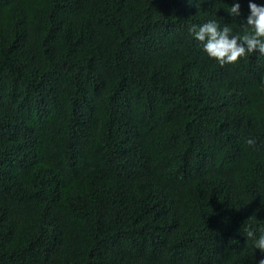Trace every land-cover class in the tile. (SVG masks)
<instances>
[{"label": "trees", "instance_id": "16d2710c", "mask_svg": "<svg viewBox=\"0 0 264 264\" xmlns=\"http://www.w3.org/2000/svg\"><path fill=\"white\" fill-rule=\"evenodd\" d=\"M249 2L0 0V264H259L264 56L188 31Z\"/></svg>", "mask_w": 264, "mask_h": 264}, {"label": "clouds", "instance_id": "9594fccd", "mask_svg": "<svg viewBox=\"0 0 264 264\" xmlns=\"http://www.w3.org/2000/svg\"><path fill=\"white\" fill-rule=\"evenodd\" d=\"M250 15L246 18L243 35H232L231 28L221 26L215 20H209L201 25H192L188 31L194 38L203 43V50L209 58L214 59L219 65L237 63L240 58L248 54L259 52L264 56V6L249 2ZM233 17L240 15V4L234 3L228 10ZM247 144L254 145L253 139H248ZM247 238H254L253 230L246 231ZM254 247L264 253V232L254 240ZM264 264V258L259 260Z\"/></svg>", "mask_w": 264, "mask_h": 264}]
</instances>
